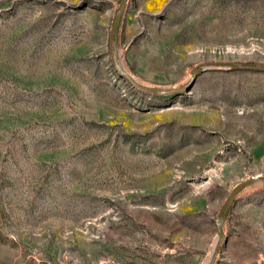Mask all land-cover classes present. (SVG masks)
Returning <instances> with one entry per match:
<instances>
[{
	"label": "rangeland",
	"instance_id": "rangeland-1",
	"mask_svg": "<svg viewBox=\"0 0 264 264\" xmlns=\"http://www.w3.org/2000/svg\"><path fill=\"white\" fill-rule=\"evenodd\" d=\"M118 4L0 0V264H264V0Z\"/></svg>",
	"mask_w": 264,
	"mask_h": 264
},
{
	"label": "water",
	"instance_id": "water-1",
	"mask_svg": "<svg viewBox=\"0 0 264 264\" xmlns=\"http://www.w3.org/2000/svg\"><path fill=\"white\" fill-rule=\"evenodd\" d=\"M126 0H119V4H118V8L117 11L114 15L113 21L111 23L110 26V30H109V38L110 40L113 39V34L114 32L117 30L118 28V24H119V20H120V16H121V12L123 9V6L125 4ZM198 70L196 68H194L192 70V77H194V75L196 74ZM127 77V76H126ZM140 89L145 90V91H149V92H157L156 89L154 88H147V87H142V86H138ZM182 88L179 89H174L173 91H180ZM261 177V175H257V176H251L250 178H247L246 180L241 181L240 183L236 184L235 186H233L231 188V190L229 191V193L227 194V196L225 197L219 211L218 214L221 215L222 213H226L231 205V202L235 196V194L237 192H239L243 187H245L246 185H248L249 183L253 182L254 180H256L257 178ZM218 232H220V228L217 229Z\"/></svg>",
	"mask_w": 264,
	"mask_h": 264
},
{
	"label": "trees",
	"instance_id": "trees-1",
	"mask_svg": "<svg viewBox=\"0 0 264 264\" xmlns=\"http://www.w3.org/2000/svg\"><path fill=\"white\" fill-rule=\"evenodd\" d=\"M110 49L113 51L115 47V34L112 40H109ZM223 65L239 68V69H259L264 70V64L251 63V62H226ZM221 215H224L223 213Z\"/></svg>",
	"mask_w": 264,
	"mask_h": 264
}]
</instances>
